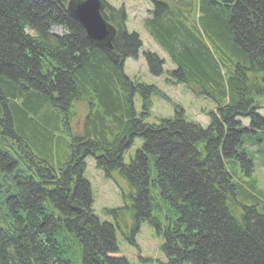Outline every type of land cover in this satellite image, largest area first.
I'll return each mask as SVG.
<instances>
[{
    "label": "trees",
    "instance_id": "16d2710c",
    "mask_svg": "<svg viewBox=\"0 0 264 264\" xmlns=\"http://www.w3.org/2000/svg\"><path fill=\"white\" fill-rule=\"evenodd\" d=\"M148 14L175 67L169 80L216 105L205 129L180 110L146 121L160 92L123 72L141 47L123 8L102 13L116 30L108 48L86 37L66 0H0V264H129L93 212L89 156L127 183L129 206L107 214H129L132 234L152 227L165 264H264V197L249 178L252 160L264 162V0H152ZM143 54L162 73L163 59ZM76 101L86 107L79 133Z\"/></svg>",
    "mask_w": 264,
    "mask_h": 264
},
{
    "label": "rangeland",
    "instance_id": "374dc122",
    "mask_svg": "<svg viewBox=\"0 0 264 264\" xmlns=\"http://www.w3.org/2000/svg\"><path fill=\"white\" fill-rule=\"evenodd\" d=\"M103 1L115 10L123 8L126 15V31L135 32L141 41V47L138 49L136 56L134 58L128 57L124 60V74L133 83L144 84L146 86L152 85L160 92V94L150 96V111L146 121L149 123H157L158 120L172 119L180 110L186 122L197 124L202 129H205L209 124V114L211 112L216 113V105L210 98L195 95L186 86L169 80L167 71L173 69L174 65L144 26V19L149 15L148 11L152 9V0ZM163 1L173 4L175 0ZM51 31L58 34L63 32L60 27L51 28ZM145 51L153 52L159 58L163 59L162 69L164 71L162 73L155 75L150 72L143 54ZM133 103L135 111H141L142 102L139 94L134 96ZM258 104L256 113L264 118V102L259 100ZM85 109L86 107L83 101L74 102L72 127L75 133L81 131ZM241 122L244 126H247L249 123L248 119H242ZM140 144V140L135 139L134 144L124 155V162H128L129 156L134 154V151ZM252 161L253 170L249 178L255 181V190H259L263 198L264 162L259 164L255 159ZM84 162V177L90 184L93 212L99 217L100 221L113 225L117 255L125 258L129 264H165L167 260L160 249L162 237L156 234L152 227L146 222H142L139 224L138 230L132 234L129 228L131 222L129 214L122 212L119 215L120 219L117 220V223L107 214L111 210L129 206V201L126 198L127 183L116 173L110 177L105 176L101 170L96 168L93 157L85 158ZM237 177H240L241 182L247 181L241 169L237 172ZM237 201L240 204L247 203L243 198L237 199ZM153 213L158 214L156 210ZM160 216H165V214L162 213ZM129 237H132V243L128 241Z\"/></svg>",
    "mask_w": 264,
    "mask_h": 264
},
{
    "label": "water",
    "instance_id": "95a60500",
    "mask_svg": "<svg viewBox=\"0 0 264 264\" xmlns=\"http://www.w3.org/2000/svg\"><path fill=\"white\" fill-rule=\"evenodd\" d=\"M66 9L81 24L89 40L99 47H111L116 30L102 16L101 0H68Z\"/></svg>",
    "mask_w": 264,
    "mask_h": 264
}]
</instances>
